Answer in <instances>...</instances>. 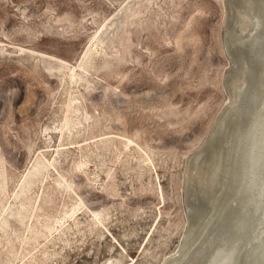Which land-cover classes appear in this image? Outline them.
Returning <instances> with one entry per match:
<instances>
[{"label":"rangeland","instance_id":"1","mask_svg":"<svg viewBox=\"0 0 264 264\" xmlns=\"http://www.w3.org/2000/svg\"><path fill=\"white\" fill-rule=\"evenodd\" d=\"M224 8L0 0V264L177 250L186 161L228 100Z\"/></svg>","mask_w":264,"mask_h":264},{"label":"bare ground","instance_id":"2","mask_svg":"<svg viewBox=\"0 0 264 264\" xmlns=\"http://www.w3.org/2000/svg\"><path fill=\"white\" fill-rule=\"evenodd\" d=\"M224 5L228 100L188 156L185 232L162 264H264V0Z\"/></svg>","mask_w":264,"mask_h":264}]
</instances>
